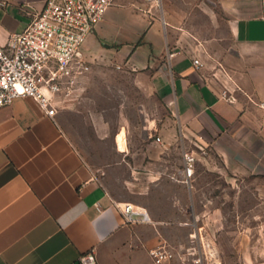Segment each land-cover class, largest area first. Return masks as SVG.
I'll list each match as a JSON object with an SVG mask.
<instances>
[{
  "label": "crops",
  "instance_id": "0c3cea01",
  "mask_svg": "<svg viewBox=\"0 0 264 264\" xmlns=\"http://www.w3.org/2000/svg\"><path fill=\"white\" fill-rule=\"evenodd\" d=\"M44 1L0 0V43ZM84 53L85 92L54 117L31 98L0 108V264H79L91 251L97 264H154L150 250L161 243L180 254L169 229L187 224L184 190L199 217L197 188L183 181L188 147L264 141V0H118ZM107 71L131 73L157 113L114 124L89 106L92 81ZM224 86H239L237 101L222 97ZM126 202L151 222L126 223Z\"/></svg>",
  "mask_w": 264,
  "mask_h": 264
},
{
  "label": "rangeland",
  "instance_id": "374dc122",
  "mask_svg": "<svg viewBox=\"0 0 264 264\" xmlns=\"http://www.w3.org/2000/svg\"><path fill=\"white\" fill-rule=\"evenodd\" d=\"M132 76L108 71L96 76L87 91L88 105L102 109L114 124L127 117L139 123L144 109L156 114L158 100L144 92ZM252 144L188 147L197 158L191 181L197 188L195 209L199 217L192 221L189 191L184 190L187 224L169 229L173 240L183 241L181 264H264V141ZM153 205L159 207V203Z\"/></svg>",
  "mask_w": 264,
  "mask_h": 264
},
{
  "label": "built area",
  "instance_id": "2783aa9c",
  "mask_svg": "<svg viewBox=\"0 0 264 264\" xmlns=\"http://www.w3.org/2000/svg\"><path fill=\"white\" fill-rule=\"evenodd\" d=\"M161 6L162 0H145ZM118 0H45L41 9L26 10V27L0 43V108L18 98L33 99L43 112L54 117L61 102L77 101L85 92L84 78L92 61L84 45ZM196 65H203L199 58ZM120 68V66H117ZM234 90L224 86L222 97L237 101ZM264 110V101L258 103ZM160 141L161 138L157 137ZM183 181L191 183L196 170L193 151L184 154ZM125 222L133 223L135 215L151 222L147 210L132 202L119 206ZM154 264H175L179 254L166 243L150 250ZM199 261V260H196ZM79 264H97L93 251L83 254Z\"/></svg>",
  "mask_w": 264,
  "mask_h": 264
},
{
  "label": "bare ground",
  "instance_id": "6f19581e",
  "mask_svg": "<svg viewBox=\"0 0 264 264\" xmlns=\"http://www.w3.org/2000/svg\"><path fill=\"white\" fill-rule=\"evenodd\" d=\"M120 138H119V143L121 144V147H123V143H124V134L123 135H121V136H119Z\"/></svg>",
  "mask_w": 264,
  "mask_h": 264
}]
</instances>
